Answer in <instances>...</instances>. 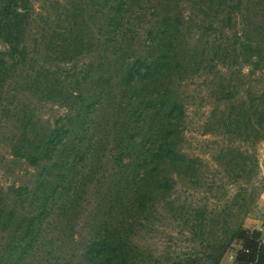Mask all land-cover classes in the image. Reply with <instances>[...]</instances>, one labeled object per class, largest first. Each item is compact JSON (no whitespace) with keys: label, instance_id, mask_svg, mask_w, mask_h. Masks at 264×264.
<instances>
[{"label":"rangeland","instance_id":"rangeland-1","mask_svg":"<svg viewBox=\"0 0 264 264\" xmlns=\"http://www.w3.org/2000/svg\"><path fill=\"white\" fill-rule=\"evenodd\" d=\"M29 1L31 16L24 43L31 53L36 52L35 55H30L23 63H13L6 55L9 47L0 42V54L8 62L9 73L0 96V209L16 210L17 216L23 217L35 215L44 203L40 205L38 200L33 204L27 197L23 200L12 193L27 189L28 194H33L40 175L38 168L31 166L26 158L19 159L15 155V146L25 130L30 141L36 142L54 130L58 123L65 125L69 114L75 115L72 105H84L73 99L72 95L78 93L75 92L78 91L75 81L88 77L91 58L97 57V51H101L100 46H94L93 52H88L89 43L101 35V27L105 26L103 20L100 22V9L92 6V0ZM142 1L137 5L134 0L126 2L131 7L127 23L133 37L127 50L128 55L134 58L144 54L146 32L157 19L153 13L156 9L160 10L163 3L161 0ZM199 1L184 0L178 10L185 23V55L191 64L187 63L183 77L178 78L175 73L173 87L185 104L182 149L189 157L199 161L200 176L197 182L176 178L172 194V200L177 203L175 211L159 205L155 228L147 232L144 226H139L140 230L133 240L153 257L147 264H182L191 258H204L209 251L207 245L213 239L212 231H218L217 222H243L245 226L264 215V135L257 130L245 140L230 134L223 126L226 121L224 113L240 106L235 103L252 99L258 103L257 98L264 92V66L224 64L216 56L220 51L222 57L234 54L238 49L242 51L237 41L244 16L235 14L232 22H228L229 17L221 12L222 8L232 9L239 0H215L210 6L203 0L205 9L202 11L195 5ZM251 1L256 6L253 3L243 5L244 15L264 26V0L260 4L259 0ZM217 12L221 14L218 16ZM76 23L85 25V31H79L87 35L85 47H77L74 43L75 36L70 31L78 29L74 28ZM212 23L215 28L209 30ZM79 52L83 54L78 55ZM227 59L228 56L225 63ZM88 90L91 88L83 86L81 91L88 94ZM47 91H53L55 99L60 98L61 102L47 99ZM112 91L118 93L115 85ZM222 91L233 92L236 95L234 102L219 101ZM115 92H110L103 106L94 113L96 121H101L103 126L108 120L117 119L111 118L117 114L116 105L120 103L118 96L113 98ZM254 106L259 108L258 104ZM103 126L100 130H105ZM225 154L230 155L233 161L226 160ZM101 155L103 163L97 167L93 184L89 187L81 188L79 185L83 176H90V169L81 163L70 178L79 187L77 211L70 210L68 214L60 215L59 198L55 196L49 201L50 214L46 216L41 236L33 248L23 249L21 239L24 230L19 226L22 222L20 218L7 227H2L0 223V264H14L16 261L17 264H56L58 257L65 256L72 263H78L83 251L81 248L91 231L90 217L98 210H105L104 203L100 204V197L105 196L102 189L108 185L104 179L113 172V158L107 152ZM241 156L247 158L246 165ZM50 182L52 187L54 182ZM75 199L64 198L63 205L74 209ZM242 203L245 205L243 211L240 208ZM198 211H204L208 219L203 232H200L201 224L196 218ZM122 218V213L114 212L109 220L113 223Z\"/></svg>","mask_w":264,"mask_h":264},{"label":"trees","instance_id":"trees-1","mask_svg":"<svg viewBox=\"0 0 264 264\" xmlns=\"http://www.w3.org/2000/svg\"><path fill=\"white\" fill-rule=\"evenodd\" d=\"M92 1V6L100 9V22L103 20L105 26L101 27V35L89 43L88 52H93L94 46H100L101 51H97V57L91 58L93 61L88 64V77L75 81L78 87L75 92L78 93L72 95L73 99L84 105H72L71 110H74L75 115L69 114L65 125L58 123L54 130L36 142L30 141L25 130L15 146V155L19 159L26 158L31 166L38 168L40 175L33 194H28L27 189H18L12 193L23 200L27 197L33 204L38 200L40 205L44 204L35 215L24 217H18L16 210L0 209V223L2 227H7L20 218L22 222L19 226L24 230L21 239L24 242L23 249L33 248L41 236L46 216L50 214L49 201L55 196L59 198L60 215H66L70 210L77 211L79 187L70 179L73 172L77 171L79 163L89 168L90 176H86L89 180L83 176L82 184H79L81 188L89 187L93 184L97 167L103 163L101 154L107 152L112 154L113 172L104 179L108 187L102 189L105 190V196L100 197V204L104 203L105 210H98L90 217L91 231L81 248L82 254L79 258L76 254L77 264H147L153 257L147 255L133 240L140 230L139 226H144L147 232L155 228L159 205L175 211L177 203L175 199L172 200V194L176 178L197 182L200 176L199 161L189 157L182 149L185 104L178 90L173 87L175 73L178 78L183 77L187 63L191 64L185 55V23L178 13L184 0L160 1L163 2L161 9L153 13L156 22L146 32L145 52L135 58L130 57L127 50L128 43L133 39L131 27L127 23L131 8L127 0ZM201 1L195 2L200 11L205 9V4L210 6L215 0H205V4ZM140 2L143 1L134 0L136 5ZM251 3V0H239L230 10H223L220 5L221 12L229 17L228 22H232L235 14L241 13L244 16L237 41L242 51L238 49L234 54L223 57L221 51L217 53V58L223 60L224 64L254 65L255 68L264 66V26L255 23L254 19H248L243 13L242 6ZM29 7V0H0V42L9 47L6 55L13 63H23L36 53H31L24 43L31 16ZM221 12L216 15L219 16ZM75 27L78 29L70 31L75 36L74 43L77 47H85L87 35L79 32L85 31V25L76 23ZM209 28L214 30V23ZM7 63L0 54V96L9 74ZM113 85L118 93L112 91ZM83 86L91 88L88 94L81 91ZM110 92H115L113 98L118 96L120 102L116 105L117 114L111 117L117 119L108 120L103 126L101 121H96L94 113L103 106ZM45 94L47 99L61 102L60 98L55 99L53 91ZM235 98L233 92L222 91L219 101L233 103ZM256 101L258 103L253 99L242 100L234 104L240 105L234 111L224 113L226 121L223 126L230 134L245 140L257 130L264 135V92ZM256 104L259 108L254 106ZM246 105L250 107L246 108ZM102 126L105 130H100ZM224 158L233 161L230 155L225 154ZM240 158L246 165L247 158ZM51 180L54 182L52 187L49 186ZM73 197L76 198L73 201L74 209L70 205H63L64 198ZM244 203L240 207L242 211L245 209ZM114 212L122 213L123 218L111 223L109 217ZM196 218L201 224L200 232H203L208 222L206 213L198 211ZM216 226L220 233L212 231L213 239L207 245L209 251L204 258H191L182 264H221L227 252L236 245L241 246L237 264H264V244H261L260 232L244 228L243 222H217ZM55 262L72 263L66 256L58 257ZM72 264H76L75 261Z\"/></svg>","mask_w":264,"mask_h":264},{"label":"crops","instance_id":"crops-1","mask_svg":"<svg viewBox=\"0 0 264 264\" xmlns=\"http://www.w3.org/2000/svg\"><path fill=\"white\" fill-rule=\"evenodd\" d=\"M262 203L264 206V199H262ZM244 228L249 229L251 231H258L261 233V235H264V215H262V217L258 221L252 224H246ZM240 250V245L234 246L233 249L228 251L227 254L224 256L221 264H237V254Z\"/></svg>","mask_w":264,"mask_h":264},{"label":"built area","instance_id":"built-area-1","mask_svg":"<svg viewBox=\"0 0 264 264\" xmlns=\"http://www.w3.org/2000/svg\"><path fill=\"white\" fill-rule=\"evenodd\" d=\"M261 244H264V235L261 237Z\"/></svg>","mask_w":264,"mask_h":264}]
</instances>
